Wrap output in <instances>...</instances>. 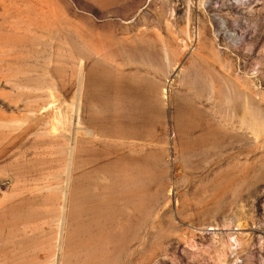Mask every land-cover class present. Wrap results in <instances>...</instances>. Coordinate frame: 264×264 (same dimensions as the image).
<instances>
[{"label": "rangeland", "instance_id": "1", "mask_svg": "<svg viewBox=\"0 0 264 264\" xmlns=\"http://www.w3.org/2000/svg\"><path fill=\"white\" fill-rule=\"evenodd\" d=\"M0 264H264V0H0Z\"/></svg>", "mask_w": 264, "mask_h": 264}, {"label": "bare ground", "instance_id": "2", "mask_svg": "<svg viewBox=\"0 0 264 264\" xmlns=\"http://www.w3.org/2000/svg\"><path fill=\"white\" fill-rule=\"evenodd\" d=\"M105 83H107L109 86H114L115 84L113 83V82H108V81H105ZM138 83V82H137ZM103 86V85H102ZM136 86V85H135ZM150 87V86H149ZM133 88H136V87H133ZM102 89V88H101ZM118 89V88H117ZM148 89V88H147ZM147 89H145V91H143L142 92V94H145V92L146 93H148V90ZM130 90V89H129ZM140 93H141V91H140ZM115 94H116V92H115ZM148 97H149V95H147ZM134 97V96H133ZM140 97H142V96H140ZM140 99V98H139ZM145 106V105H144ZM135 107V106H134ZM143 107V106H142ZM140 110V109H139ZM144 111V110H143Z\"/></svg>", "mask_w": 264, "mask_h": 264}]
</instances>
